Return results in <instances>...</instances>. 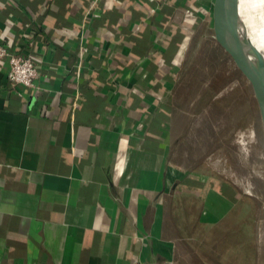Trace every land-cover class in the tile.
<instances>
[{
  "label": "crops",
  "instance_id": "1",
  "mask_svg": "<svg viewBox=\"0 0 264 264\" xmlns=\"http://www.w3.org/2000/svg\"><path fill=\"white\" fill-rule=\"evenodd\" d=\"M185 1L0 0V43L38 70L12 89L0 62V264H176L192 248L207 220L154 126L174 80L145 105Z\"/></svg>",
  "mask_w": 264,
  "mask_h": 264
},
{
  "label": "rangeland",
  "instance_id": "2",
  "mask_svg": "<svg viewBox=\"0 0 264 264\" xmlns=\"http://www.w3.org/2000/svg\"><path fill=\"white\" fill-rule=\"evenodd\" d=\"M211 2L185 1L183 10L191 11L192 22L189 29L186 27L179 69L202 45V49L207 46L202 51L208 54L211 68L186 97L184 107L159 120L169 162L181 180L188 179L185 185L202 208L200 222H208L196 230L189 241L192 248L179 255L181 261L176 264H264V132L249 86L233 64L227 59L218 65L212 62L216 58L214 46L218 47L212 35ZM244 2L249 9L245 11L249 31L256 42L257 31H264L260 21L264 0ZM182 44L178 40V45ZM220 69L227 77L222 91L211 97L210 105L198 104L209 84L208 76ZM217 222L220 225L213 240L205 245L203 231Z\"/></svg>",
  "mask_w": 264,
  "mask_h": 264
},
{
  "label": "trees",
  "instance_id": "3",
  "mask_svg": "<svg viewBox=\"0 0 264 264\" xmlns=\"http://www.w3.org/2000/svg\"><path fill=\"white\" fill-rule=\"evenodd\" d=\"M186 6V4H185ZM184 6V7H185ZM183 7V8H184ZM180 10V13L177 15H174L173 17V22H172V27H173V36L171 39L167 40V42L169 43L168 45V51L167 53L169 54V52L173 53V57H172V64L171 67L165 68V62L168 64L169 62V58L167 59V57H157L156 60V66L154 67L155 70L159 71V73H163L165 72V77L166 80H164L163 82L165 83V91H160L157 90V92L155 90H153L152 87H149L147 90L149 93V95L152 97L151 99V103H146V112L147 114L150 113V107H157L158 105V101L162 96L163 92H166L167 88H169L170 84L172 83L171 79L174 80V84L172 87V96L170 94L171 98V102L168 103V105L171 106V109H169V106L167 104L164 105H160L161 109L159 108L156 111V115L158 119L156 121V123L154 122V126H156V128L161 126V120L160 117L162 119H166L167 115H169L170 117H172L174 115V113H176V111H178L179 109H182L184 107V103L186 100V97L188 95H190L192 93V90L194 89V87L201 81L200 79L204 78V72L209 70L210 67V61H208L209 58H206V56H208V54H204L202 50H204L205 48H207V46L202 49L203 45L198 49V51L195 53V55L189 59L188 61L185 62V64L183 65V67H181V69H179L180 66V62L179 59L182 56V52L184 51V45L186 44L185 40L187 39V32L188 29L191 25L192 22V13L190 11V13H185L186 10ZM174 11H172L173 14ZM196 14V11H194ZM191 16V17H189ZM182 18V19H181ZM187 24V25H186ZM188 29H187V28ZM178 40L183 41V44L177 45L178 44ZM207 45V44H206ZM205 46V44H204ZM214 46V45H213ZM214 46V50L216 52V58L214 61L215 64H221V62H224V59L226 60L225 56L223 55V53ZM201 50V51H200ZM150 59H156L153 56H150ZM170 63V62H169ZM225 70L224 69H220L219 72H214L211 73L210 76H208L206 81H209V84L207 86V89L203 92V95H201L200 101L198 102V104L203 103V105H210V99L212 96L218 94L220 91H222V88L224 87V82L225 79L227 77H225ZM139 80L138 82L141 83V87L143 88V90L145 89L144 85H145V77L140 73H139ZM172 76V77H171ZM178 76V77H177ZM162 85L164 83L159 82ZM141 87H139L141 89ZM219 89V90H218ZM142 90V91H143ZM133 95H135L137 92L136 90H133L131 92ZM164 94V93H163ZM140 95V93H139ZM129 96V95H128ZM145 93L143 94L142 98H144ZM132 96H129L128 100H131ZM167 105V106H166Z\"/></svg>",
  "mask_w": 264,
  "mask_h": 264
},
{
  "label": "water",
  "instance_id": "4",
  "mask_svg": "<svg viewBox=\"0 0 264 264\" xmlns=\"http://www.w3.org/2000/svg\"><path fill=\"white\" fill-rule=\"evenodd\" d=\"M212 35L218 49L249 86L264 132V53H258L241 33L239 0H212Z\"/></svg>",
  "mask_w": 264,
  "mask_h": 264
},
{
  "label": "built area",
  "instance_id": "5",
  "mask_svg": "<svg viewBox=\"0 0 264 264\" xmlns=\"http://www.w3.org/2000/svg\"><path fill=\"white\" fill-rule=\"evenodd\" d=\"M0 62H5L8 67L6 81L10 88L34 89L36 87L35 81L38 78V70L28 49L25 53L0 43Z\"/></svg>",
  "mask_w": 264,
  "mask_h": 264
},
{
  "label": "bare ground",
  "instance_id": "6",
  "mask_svg": "<svg viewBox=\"0 0 264 264\" xmlns=\"http://www.w3.org/2000/svg\"><path fill=\"white\" fill-rule=\"evenodd\" d=\"M245 3L246 2H244V0H239V18L244 24V28L241 30V33H243V32L245 33L246 38L248 39V41L251 42L252 46L257 50L258 53H264V31L262 34H261V32L257 31L258 37L255 36L256 42L252 39L253 32L250 34L251 31H249L250 27H249V22L247 21V15H246L247 12H245L246 10L248 11L249 9L245 8ZM262 16H264V15H262ZM260 21H261V24H264V18L263 17L260 18Z\"/></svg>",
  "mask_w": 264,
  "mask_h": 264
}]
</instances>
